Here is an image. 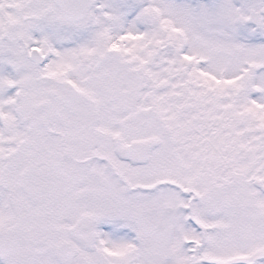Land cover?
Listing matches in <instances>:
<instances>
[{"label": "snow or ice", "instance_id": "obj_1", "mask_svg": "<svg viewBox=\"0 0 264 264\" xmlns=\"http://www.w3.org/2000/svg\"><path fill=\"white\" fill-rule=\"evenodd\" d=\"M0 264H264V0H0Z\"/></svg>", "mask_w": 264, "mask_h": 264}]
</instances>
